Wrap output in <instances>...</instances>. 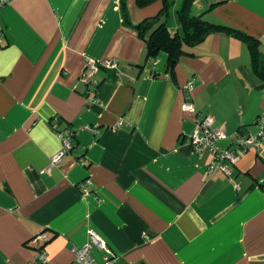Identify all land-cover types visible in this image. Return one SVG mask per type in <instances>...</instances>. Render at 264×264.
I'll use <instances>...</instances> for the list:
<instances>
[{
  "label": "crops",
  "instance_id": "0c3cea01",
  "mask_svg": "<svg viewBox=\"0 0 264 264\" xmlns=\"http://www.w3.org/2000/svg\"><path fill=\"white\" fill-rule=\"evenodd\" d=\"M126 7L129 21L122 0L0 8V264H39L40 234L49 237L47 264H72L90 228L119 264H264V137L230 174L210 172V151L189 140L207 115L232 137L244 125L257 130L264 0H196L192 14L218 28L183 45L174 77L168 53L148 56L137 28L163 2ZM171 15L168 30L183 33ZM248 36L259 41L257 62ZM90 58L119 66L87 85L80 76ZM65 129L71 147L52 164ZM94 255L102 261V250Z\"/></svg>",
  "mask_w": 264,
  "mask_h": 264
},
{
  "label": "built area",
  "instance_id": "2783aa9c",
  "mask_svg": "<svg viewBox=\"0 0 264 264\" xmlns=\"http://www.w3.org/2000/svg\"><path fill=\"white\" fill-rule=\"evenodd\" d=\"M11 0H0V8ZM3 28L0 25V39ZM119 66L117 59H87L84 69L81 73L80 80L87 85H97L96 74L102 68H117ZM194 82H188L184 89L191 90ZM184 111L189 114H195V107L191 102L185 101L182 105ZM215 119L212 115H207L197 121V125L189 136L190 143L198 153L205 152L207 149L212 155V160L208 165L210 172L220 170L225 174H230L233 167L238 162L240 156L248 148H259L264 137V114H261L255 120L253 126L256 131L252 132L249 128H241L236 132L235 137L229 135L223 127L214 125ZM63 137V148L52 156V164H57L62 155L69 151L71 147L69 131H60ZM223 141L230 142L231 146L223 145ZM90 183V180L83 182ZM87 191V190H86ZM37 242L36 262L39 264H47L48 257L44 244L49 237L43 234L38 235L35 239ZM95 249L103 252L102 261H98L94 255ZM74 259L72 264H119V257L110 247L108 242L93 228L88 229V240L81 246L74 245L72 247Z\"/></svg>",
  "mask_w": 264,
  "mask_h": 264
},
{
  "label": "trees",
  "instance_id": "16d2710c",
  "mask_svg": "<svg viewBox=\"0 0 264 264\" xmlns=\"http://www.w3.org/2000/svg\"><path fill=\"white\" fill-rule=\"evenodd\" d=\"M153 1L154 0H138V4L140 6H146ZM195 1L196 0H183L182 5L178 10L179 26L181 27L183 33L177 31L176 33L172 34L166 26V21H162V19H160L163 14L168 13L169 9L173 5L172 0H162L163 7L159 13L153 17L145 19L137 26L140 34L146 42L148 56L156 55L159 50H165L168 53L167 71L172 77H174L175 65L178 59L184 54L183 45L187 44L193 46L199 44L205 40L207 35L213 29L218 28L217 25L208 23L202 20L201 17L194 16L192 14L191 11ZM122 5L124 9V18L126 21H129L126 0H122ZM247 40L253 54V59L255 62H257L259 57L257 50L259 41L250 36L247 37ZM241 128H248V126L244 125L239 129Z\"/></svg>",
  "mask_w": 264,
  "mask_h": 264
},
{
  "label": "rangeland",
  "instance_id": "374dc122",
  "mask_svg": "<svg viewBox=\"0 0 264 264\" xmlns=\"http://www.w3.org/2000/svg\"><path fill=\"white\" fill-rule=\"evenodd\" d=\"M162 2V0H154L152 3H150V4H148V5H150V6H152V5H154L155 3H157V2ZM182 1L183 0H172V2H173V5L171 6V8L169 9V11H168V13H165V14H163V16H161V18L160 19H162V21H166V19H167V17L169 16V15H171L172 13H174V14H176V12L178 13V10L180 9V7H181V5H182ZM148 5H146V6H148ZM145 6V7H146ZM180 6V7H179ZM179 7V8H178ZM159 12H157L155 15H157ZM171 17H172V15H171ZM1 25V24H0ZM3 28V27H2Z\"/></svg>",
  "mask_w": 264,
  "mask_h": 264
}]
</instances>
